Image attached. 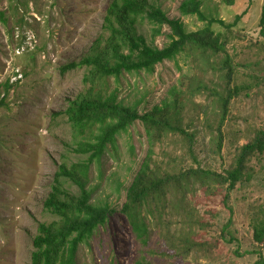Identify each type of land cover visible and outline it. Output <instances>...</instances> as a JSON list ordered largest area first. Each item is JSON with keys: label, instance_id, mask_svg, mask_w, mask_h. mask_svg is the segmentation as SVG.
Listing matches in <instances>:
<instances>
[{"label": "rangeland", "instance_id": "rangeland-1", "mask_svg": "<svg viewBox=\"0 0 264 264\" xmlns=\"http://www.w3.org/2000/svg\"><path fill=\"white\" fill-rule=\"evenodd\" d=\"M112 0H0V264H31L32 239L41 222L53 217L43 211L49 185L71 142L63 116L68 101L83 91V69L62 74L60 68L86 56L106 36L103 21ZM183 0H150L170 19L181 20L188 31L207 25L179 13ZM203 12L225 41L233 70L227 83L225 54L203 64L200 55H180L158 64L152 74H124L114 83L118 99L135 105L139 114L179 100V124L192 137V150L182 135L150 141L137 122L119 136L116 150L109 149L90 168L87 188L91 202L115 210L89 241L81 244L75 264H133L139 246L120 210L126 192L143 161L152 169L182 174L183 181L168 194L162 223L154 225L145 254L152 264H254L258 249L253 226L264 217V152L251 157L243 179L227 192L196 171L224 173L234 165L239 148L258 129H264V0H202ZM149 41L161 48L169 42L166 27ZM238 95L229 102L226 119L219 121L216 106L224 90ZM219 98V99H218ZM218 99V100H217ZM132 148V149H131ZM70 160L75 161L73 156ZM153 162V165L151 162ZM157 165V166H155ZM201 171V172H202ZM200 172V171H199ZM76 190L75 187H72ZM176 191V192H175ZM229 217L235 243L220 239ZM167 231V232H166ZM189 232L201 245L183 256L171 248L175 235ZM256 251V252H255ZM176 256V257H175Z\"/></svg>", "mask_w": 264, "mask_h": 264}, {"label": "trees", "instance_id": "trees-1", "mask_svg": "<svg viewBox=\"0 0 264 264\" xmlns=\"http://www.w3.org/2000/svg\"><path fill=\"white\" fill-rule=\"evenodd\" d=\"M222 2L233 4L234 0ZM202 9V0L181 2L178 8L181 15L207 23L201 29L188 31L181 20L170 19L150 0H112L106 8L103 21L106 36L98 39L89 53L79 61L60 68L62 74L73 69H83L84 89L75 99L68 101L62 113L69 124L71 142L66 143V152L43 201V211L51 215L53 220L38 224L32 239L31 264H75L79 246L89 241L95 231L115 214L109 205L91 202L92 191L87 188V181L93 163H99L109 149L116 150L119 136L127 134L132 125L139 122L150 141L169 134H180L188 142L187 151L191 152L192 137L179 124L178 96L160 107H154L150 112L139 114L137 106L125 105L118 99V88H112L109 81L113 79L114 83H118L124 74H152L158 64L174 61L183 54H198L203 64L211 63L212 55L215 58L225 54L223 66L227 69L225 80L228 83L233 70L225 51V41L220 33L211 28L213 24L222 21L208 18ZM0 20L5 22L2 12ZM260 23L264 25V6ZM145 25L150 28L153 39L162 35L164 27L169 29V42L161 48L157 47L144 35L142 27ZM223 93L225 95L218 98L216 105L219 110L218 120L221 122L226 119L230 100L238 95L230 89ZM3 104L4 98L0 95V107ZM263 152L264 129H258L252 139L239 148L233 167L224 173L202 171L199 167L189 170L200 173L207 182L218 187L226 185L228 192L243 179L248 160ZM70 156L75 161L70 160ZM149 160L148 156L141 164L127 189L120 210L139 246V255L133 264H152L145 255L154 253L149 247V241L154 235L151 223H162L165 214L162 206L166 202L171 213L174 206L171 200H167L168 194L173 193L181 184L183 176L193 174L183 172L180 175L166 170L160 173L159 168L150 167ZM231 224L232 219L229 217L219 235L222 242L228 244L237 242V238L230 232ZM171 238H174L171 248L182 259L202 245L205 249H211L206 242L199 244L187 231L180 235L173 233ZM252 240L259 246L258 260L254 264H264V217L253 226Z\"/></svg>", "mask_w": 264, "mask_h": 264}]
</instances>
